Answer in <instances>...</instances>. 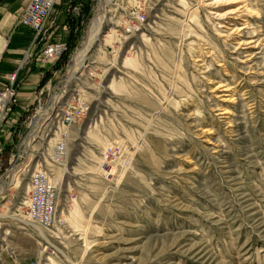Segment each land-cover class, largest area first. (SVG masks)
Masks as SVG:
<instances>
[{
	"label": "rangeland",
	"instance_id": "1",
	"mask_svg": "<svg viewBox=\"0 0 264 264\" xmlns=\"http://www.w3.org/2000/svg\"><path fill=\"white\" fill-rule=\"evenodd\" d=\"M84 1L91 20L98 0ZM136 13L142 30L122 35ZM106 17L74 79L72 51L40 104L3 124L0 264H264V0H112ZM113 146L124 169L103 160ZM39 168L61 191L43 237L15 215Z\"/></svg>",
	"mask_w": 264,
	"mask_h": 264
},
{
	"label": "built area",
	"instance_id": "2",
	"mask_svg": "<svg viewBox=\"0 0 264 264\" xmlns=\"http://www.w3.org/2000/svg\"><path fill=\"white\" fill-rule=\"evenodd\" d=\"M64 0H28L24 9L17 17L16 24L28 29L32 33L33 45L41 49V60L46 64H55L67 53L68 46L60 41L53 42L48 31L49 18L56 5ZM69 2L72 0H68ZM73 16L80 14V7L71 6ZM146 18L142 14H133L126 26L122 29V35L133 36L142 30ZM91 76V75H90ZM14 78L10 84L0 92V151L3 147L2 125L8 116L12 106L16 104V91L13 85ZM89 107L82 104L81 107L71 108L61 114L60 120L63 127L75 124ZM41 110V109H39ZM67 158L66 142L60 138L52 151L51 160L60 165ZM103 160L111 170L118 167L124 169L129 164V158L120 153L119 146L109 147L103 153ZM61 191L49 170L34 169L28 180V193L22 207L15 210V215L22 217L29 225L42 229L55 227L57 223V209L60 203ZM72 201V200H71ZM29 264H39L38 261Z\"/></svg>",
	"mask_w": 264,
	"mask_h": 264
},
{
	"label": "crops",
	"instance_id": "3",
	"mask_svg": "<svg viewBox=\"0 0 264 264\" xmlns=\"http://www.w3.org/2000/svg\"><path fill=\"white\" fill-rule=\"evenodd\" d=\"M79 1L72 0L69 2L68 0H64L55 6L49 18L47 28L52 36L51 41H60L66 44V40L71 32L70 23L81 17V10L78 16H73V7H71L73 5L80 7ZM27 2L28 0H25L23 5L19 7L16 6L15 0H2L0 3V42H2V37L6 36L5 38L3 37L5 39L4 44L2 43L0 46V92L10 84V79L13 77L16 104L11 107L10 112L15 108V119L12 120L13 125L11 126L14 130L23 119L26 111L29 108L34 110L40 104L42 101L41 95L48 90L52 80L61 72L55 69L59 61L55 64L42 62L40 56L41 49L39 46L33 45L32 33L28 29L16 24L17 17ZM6 9L11 12H5ZM11 13H13L16 19L13 24L9 23ZM9 26L10 28L8 29L7 27ZM5 28L6 34L1 33L2 29L4 30ZM27 59L28 61H26ZM23 62L24 64H22ZM14 130L10 131L9 128L7 129L3 136V145L8 141L7 139L13 134ZM10 150L12 149L10 148ZM4 184L9 187L13 185L6 182ZM27 191L28 188H26Z\"/></svg>",
	"mask_w": 264,
	"mask_h": 264
},
{
	"label": "bare ground",
	"instance_id": "4",
	"mask_svg": "<svg viewBox=\"0 0 264 264\" xmlns=\"http://www.w3.org/2000/svg\"><path fill=\"white\" fill-rule=\"evenodd\" d=\"M111 3H112V0H98V7H97L95 13L93 14L92 19L89 22L87 31L83 37V40L81 41L82 43L73 55L70 76H68L69 80L74 79L75 73L79 67L83 68L84 63L87 62V59H88V57H87L88 52H90L91 49L93 48V46L97 42L100 41V37H101L100 35L102 33L100 31L101 26L103 24H109L107 21L106 12H107L108 7L111 6ZM99 31H100V34H99ZM56 101H57L56 99L52 100V105L49 109V113L53 112L54 107L56 105ZM41 113H42V111H41ZM48 114L47 115H41L39 117L36 116V119H35L36 120L35 121L36 128H35V130L30 132L29 135L23 141V145L25 146L26 151L29 149L33 139L37 138L38 132H39L40 128H42L44 122L49 118ZM7 118L8 117H6L5 120H7ZM4 122H3V124H4ZM3 136H4V131H3V125H2V140H3ZM11 218H15V217H11ZM16 221L23 222L20 219H17ZM25 226L34 229L39 235H41V237H43L41 231H39L35 226L33 227V226H30L29 224H26Z\"/></svg>",
	"mask_w": 264,
	"mask_h": 264
},
{
	"label": "trees",
	"instance_id": "5",
	"mask_svg": "<svg viewBox=\"0 0 264 264\" xmlns=\"http://www.w3.org/2000/svg\"><path fill=\"white\" fill-rule=\"evenodd\" d=\"M2 0H0V3H1ZM80 3V8L82 9L81 10V17L76 19V20H73L71 23H70V34L66 40V44L68 46V51L67 53L63 56V58H61V61H59L56 65V68L57 70H60L62 71L69 63V60H70V54L72 51L75 50V48L78 46V42H80L81 38L83 37V33L87 27V24L92 16V13H91V7H90V3L88 4V2L86 1H82L80 0L79 1ZM43 81H44V78H43ZM42 81V83H43ZM15 108H13L10 112L9 115H11V118L12 119H15ZM8 115V116H9Z\"/></svg>",
	"mask_w": 264,
	"mask_h": 264
},
{
	"label": "water",
	"instance_id": "6",
	"mask_svg": "<svg viewBox=\"0 0 264 264\" xmlns=\"http://www.w3.org/2000/svg\"><path fill=\"white\" fill-rule=\"evenodd\" d=\"M88 24H89V22H88ZM87 27H88V25H87ZM87 27H86V28H87ZM76 51H77V48L74 50V53H75ZM72 58H73V57H72ZM71 61H72V59H71ZM69 76H70V72H69ZM68 78H69V77H68ZM17 168H19V166L16 167V169H17ZM13 172H14V170H10V171H9V174H12Z\"/></svg>",
	"mask_w": 264,
	"mask_h": 264
}]
</instances>
